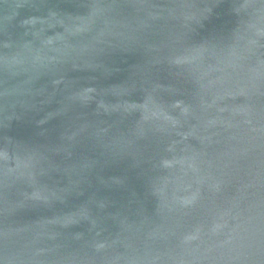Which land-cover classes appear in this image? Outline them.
Returning <instances> with one entry per match:
<instances>
[{"label": "water", "instance_id": "1", "mask_svg": "<svg viewBox=\"0 0 264 264\" xmlns=\"http://www.w3.org/2000/svg\"><path fill=\"white\" fill-rule=\"evenodd\" d=\"M0 264H264V0H0Z\"/></svg>", "mask_w": 264, "mask_h": 264}]
</instances>
